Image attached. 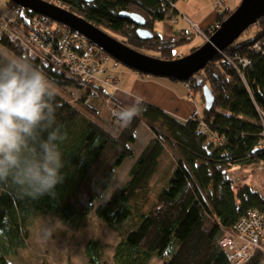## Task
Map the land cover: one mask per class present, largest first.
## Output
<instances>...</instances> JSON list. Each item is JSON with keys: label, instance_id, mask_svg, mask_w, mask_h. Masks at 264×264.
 <instances>
[{"label": "trees", "instance_id": "16d2710c", "mask_svg": "<svg viewBox=\"0 0 264 264\" xmlns=\"http://www.w3.org/2000/svg\"><path fill=\"white\" fill-rule=\"evenodd\" d=\"M43 1L69 10L142 54L162 60L175 59L173 49L189 45L194 37H200L199 44H203L231 14L224 0H213L217 9L215 24L194 28L187 34L186 30L174 28L178 0ZM124 12L143 17L144 28L153 34L152 38L139 39L135 25L120 16ZM22 14L20 20L29 31V22L37 14L27 10ZM156 22L163 24L160 33L153 31ZM57 33L42 37L41 42L49 50L43 51L45 57L41 60L32 58L6 34H0V45L5 49L0 51V60L29 57L58 89L84 90L79 99L90 96L102 100L110 120L105 123L107 119L94 107L88 111L96 112L99 122L92 119V114L82 115L73 102L57 93L56 124L66 133V139L59 142L64 179L56 185L55 197L45 194L39 199L22 196L11 185H0V264H11L9 258L25 247L26 228L40 215L57 217L73 232L81 230L91 216L93 203L102 200L111 186L116 169L125 159L134 157L132 146L142 123L153 138L130 168L124 186L95 210V216L119 237L113 263L150 264L156 259L161 264H231L218 245L220 238L235 232L240 217L248 211L264 212V195L254 193L247 185L235 192L234 187L239 185H234L228 174L233 166L249 169L257 165V170L264 167V17L242 33L251 35V39L239 37L185 83L191 92L200 94L208 86L213 95L212 108L200 114L203 129L197 119L179 121L143 101L129 108L136 112L130 122L117 123L112 116L116 99L111 89L85 82L73 71L75 65L83 64L87 50L94 45L89 42L85 53L78 51V42L59 51ZM66 52H76L81 58L72 65ZM113 61L105 65L106 72L119 67H114ZM166 145L175 146L178 159L173 163L167 187L148 206L150 180ZM251 171L256 176V171ZM85 256L89 264H103L100 243L88 241ZM259 263L260 256H253L245 264Z\"/></svg>", "mask_w": 264, "mask_h": 264}, {"label": "rangeland", "instance_id": "374dc122", "mask_svg": "<svg viewBox=\"0 0 264 264\" xmlns=\"http://www.w3.org/2000/svg\"><path fill=\"white\" fill-rule=\"evenodd\" d=\"M238 1L239 0H227L226 7L227 10L229 9L228 11L230 13H232L238 7L240 3V1ZM177 6L181 10L185 9L187 11H191L192 13H197L198 9H200L201 14L199 15L204 14L206 7L211 9L210 0H185V2L179 0L177 2ZM215 10L217 9L215 8ZM162 25L163 24L161 22H156L154 24L153 31L160 33L163 28ZM23 35L25 36L24 30ZM240 37V40L252 38L251 35L246 34H242L240 35ZM198 44L199 41H192L187 46L176 47L173 49V55H176L179 52L185 56L186 54H189L191 49L196 47ZM22 48H24V46ZM37 48L40 49V53L44 51L39 46H37ZM0 51H5L2 45H0ZM143 52L149 55H154L149 51ZM178 57H175V59ZM118 66L119 67L112 72L119 78L121 77L120 75L125 72L132 73L122 64L119 63ZM147 78L153 77L147 76ZM202 81L206 82L205 79H202ZM179 84L182 83L179 82ZM121 85L122 83H120V88ZM57 90L59 95L73 102L75 107L82 115L90 117V114H92V119H95V121L98 122L99 118L97 114L107 119L105 123L110 120L109 111L102 100L95 99L90 96H87V98L84 100L79 99L80 95L84 94V90H77L74 88H66V90L57 88ZM116 93H119V91L113 92V95H115ZM192 100L196 104H198V108L194 109L193 112L197 110L200 114H202L204 110L202 92L201 94L196 92L195 97ZM117 103L118 104L116 106L120 107L121 110L126 108L123 105L119 104L118 101ZM89 107H94L97 110V114L96 112L90 113L88 111ZM124 111L127 110L124 109ZM94 115H96V117ZM117 120L119 122H123L125 120L129 121V119L122 118V115L119 112H117ZM100 123H103V121L100 120ZM215 137L220 143L223 142V139L221 137ZM152 138L153 135L151 130L145 124H140L137 133V140L132 146V149L135 151L134 157L131 159H125L122 165L116 169V175L112 180L111 186L107 190L102 200L95 201L93 203V209H91L89 212V215L91 216H88V221L81 230L73 232L68 227H66L57 217L50 215H40L36 219L32 220L31 224L26 228L27 234L24 239L25 247L17 249L15 256L9 258L11 264H89V260L85 256V247L86 243L90 240L98 241L102 246V263L114 264L113 253L114 248L118 243L119 237L117 233L110 230L102 221H100L95 216V210L101 202L109 200L111 195L117 189L124 186V183L128 180V172L130 168L140 156L141 152H143L146 143ZM165 144H167V142ZM164 152L165 153L161 154L157 162L156 173L150 180V191L148 194L147 203L148 206L153 204V202L155 201L154 197L160 192V190L167 187L168 181L172 177L175 168V164L173 165V163L178 159L176 157L177 150L175 149V146L166 145ZM251 168L256 171V176L249 173L252 172ZM251 168H242V170L240 166H233L232 169L228 171V174L232 178L235 185H247L252 189L254 193H260L264 195V167L262 170H257V165L251 166ZM150 264H161V262L154 259Z\"/></svg>", "mask_w": 264, "mask_h": 264}, {"label": "clouds", "instance_id": "9594fccd", "mask_svg": "<svg viewBox=\"0 0 264 264\" xmlns=\"http://www.w3.org/2000/svg\"><path fill=\"white\" fill-rule=\"evenodd\" d=\"M57 93L55 83L29 57L0 60V185L32 199L55 197L64 179L59 142L66 133L56 124ZM135 114L132 109L121 115L130 120Z\"/></svg>", "mask_w": 264, "mask_h": 264}, {"label": "water", "instance_id": "95a60500", "mask_svg": "<svg viewBox=\"0 0 264 264\" xmlns=\"http://www.w3.org/2000/svg\"><path fill=\"white\" fill-rule=\"evenodd\" d=\"M86 3L93 0H83ZM18 7L56 22L89 41L100 51L128 69L156 78L186 83L203 70L214 56L230 46L240 35L264 17V0H240L238 7L219 24L207 41L193 52L172 60L147 56L117 41L83 18L55 4L43 0H9ZM135 25V33L141 40H149L153 34L143 26L145 20L134 12L120 14ZM204 109L210 110L214 98L208 86L202 88Z\"/></svg>", "mask_w": 264, "mask_h": 264}, {"label": "built area", "instance_id": "2783aa9c", "mask_svg": "<svg viewBox=\"0 0 264 264\" xmlns=\"http://www.w3.org/2000/svg\"><path fill=\"white\" fill-rule=\"evenodd\" d=\"M23 11L26 10L9 2V0H0V34H6L11 40L19 44L20 47L24 46L23 49L32 58L41 60L42 57H45V54L43 52L40 53L41 51L37 46L44 51H48V46L44 45L41 40L42 37L47 34L50 35L53 32H58L57 36L61 41L57 48L59 51L65 47L70 49L77 42L81 45L78 50L81 53H85L86 49L84 50V48L89 47V41L79 34L71 32L64 26L40 15L33 17L29 22V31L25 30L23 27L24 23L20 20L23 16ZM23 30L25 36L23 35ZM81 41H84L85 45ZM90 47L91 49L87 50L86 59L83 60V64L75 65L73 71L79 74L80 77H83L85 82L93 85L107 86L111 89L112 96H114L113 92L119 91L121 81L112 71L106 72L105 68V65L113 58L95 46ZM66 54L68 61L72 65L81 58L77 57L76 52H66ZM118 64L119 62L116 60L113 61L114 67H117ZM102 75L103 78L100 77ZM117 104V101L114 100L113 106L115 109L113 108L112 110L113 118L119 124L129 122L130 120L123 122L117 120V112L120 114L125 112L124 109L121 110L120 107H117ZM190 118L197 119L200 129L204 128V124L200 121V113L197 110L192 113ZM240 186L243 185L239 184L237 187ZM218 245L231 264H245L253 256H260L259 264H264V212L251 210L241 216L235 232L223 234Z\"/></svg>", "mask_w": 264, "mask_h": 264}, {"label": "crops", "instance_id": "0c3cea01", "mask_svg": "<svg viewBox=\"0 0 264 264\" xmlns=\"http://www.w3.org/2000/svg\"><path fill=\"white\" fill-rule=\"evenodd\" d=\"M181 1L185 2V0ZM177 2L175 8L179 15H177V23L174 28H179L182 32H185L186 30V33L190 34L193 33L192 29L194 28L204 29L215 24L217 11L211 0V9L206 7L203 15H199L201 14L200 9H198L197 13H192L185 9L181 10L178 8ZM224 2L225 6H227V0H224ZM199 40L200 37H194L193 39L194 42ZM178 56L183 55L178 52L175 57ZM128 70L132 73L125 72L121 75L119 74L121 76L120 79L122 85L121 88H119V93L114 95L117 101L126 107L127 110L139 101H143L151 106L161 109L164 113L178 119L179 121H185L189 119L194 109L198 108V104L192 100L195 97V93L191 92L185 86V83L179 84V82L171 81L167 78H147L148 75L137 73L131 69Z\"/></svg>", "mask_w": 264, "mask_h": 264}, {"label": "bare ground", "instance_id": "6f19581e", "mask_svg": "<svg viewBox=\"0 0 264 264\" xmlns=\"http://www.w3.org/2000/svg\"><path fill=\"white\" fill-rule=\"evenodd\" d=\"M211 1H213V0H211ZM240 1V0H239ZM220 4H221V2H220ZM208 40V38L206 37L205 39H204V42L205 41H207ZM232 169V168H231ZM237 189H239V187H234V191L236 192L237 191Z\"/></svg>", "mask_w": 264, "mask_h": 264}, {"label": "flooded vegetation", "instance_id": "af4514ba", "mask_svg": "<svg viewBox=\"0 0 264 264\" xmlns=\"http://www.w3.org/2000/svg\"><path fill=\"white\" fill-rule=\"evenodd\" d=\"M144 26H145V25H144ZM144 26H143V27H144Z\"/></svg>", "mask_w": 264, "mask_h": 264}]
</instances>
